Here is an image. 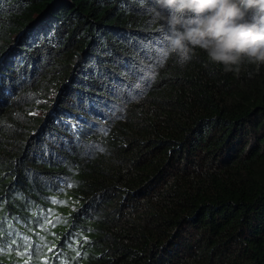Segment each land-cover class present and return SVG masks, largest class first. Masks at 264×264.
Wrapping results in <instances>:
<instances>
[{
  "label": "trees",
  "instance_id": "trees-1",
  "mask_svg": "<svg viewBox=\"0 0 264 264\" xmlns=\"http://www.w3.org/2000/svg\"><path fill=\"white\" fill-rule=\"evenodd\" d=\"M151 4L0 0V264H264V66Z\"/></svg>",
  "mask_w": 264,
  "mask_h": 264
},
{
  "label": "clouds",
  "instance_id": "clouds-1",
  "mask_svg": "<svg viewBox=\"0 0 264 264\" xmlns=\"http://www.w3.org/2000/svg\"><path fill=\"white\" fill-rule=\"evenodd\" d=\"M151 9L184 60L199 49L225 73L264 66V0H152Z\"/></svg>",
  "mask_w": 264,
  "mask_h": 264
},
{
  "label": "snow or ice",
  "instance_id": "snow-or-ice-1",
  "mask_svg": "<svg viewBox=\"0 0 264 264\" xmlns=\"http://www.w3.org/2000/svg\"><path fill=\"white\" fill-rule=\"evenodd\" d=\"M141 2H143V0H141ZM164 55L166 56V55H167V53L165 52V53H164ZM185 55H186V54H185ZM26 264H27V262H26Z\"/></svg>",
  "mask_w": 264,
  "mask_h": 264
}]
</instances>
